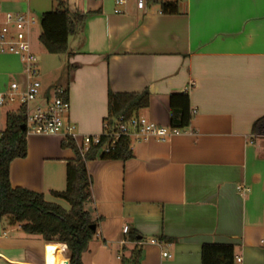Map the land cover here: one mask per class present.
<instances>
[{"label": "crops", "instance_id": "1", "mask_svg": "<svg viewBox=\"0 0 264 264\" xmlns=\"http://www.w3.org/2000/svg\"><path fill=\"white\" fill-rule=\"evenodd\" d=\"M66 2L85 18L68 37L66 53L42 46L37 69L43 91L67 90V119L79 133L102 132L109 91L146 89L148 106L137 115L160 126H169L172 93H187L190 114L195 111L179 134L130 138V159L86 162L96 232L82 264H122L133 249L139 264H201L204 243L231 244L236 264H264V137L251 133L264 116V0H177L175 14L160 13L148 0L143 8L126 0L120 13L114 0ZM29 8V0L2 5ZM24 80L19 57L0 53V92ZM13 109L0 107V132ZM61 141L26 135V156L10 162L9 182L64 209L68 203L51 192L65 189L75 153ZM238 185L250 190L242 194ZM66 262L64 244L0 220V264Z\"/></svg>", "mask_w": 264, "mask_h": 264}, {"label": "trees", "instance_id": "2", "mask_svg": "<svg viewBox=\"0 0 264 264\" xmlns=\"http://www.w3.org/2000/svg\"><path fill=\"white\" fill-rule=\"evenodd\" d=\"M160 7V13L175 14L177 0H148ZM85 18L78 11L70 12L66 0H57L56 8L41 13L40 34L38 40L49 54L67 52L68 37L75 27ZM149 92L144 89L137 93L108 92V113L104 124L110 128L115 119L122 115L126 119L137 115L138 110L146 108ZM169 126L184 129L189 125L191 114L188 95L185 92L172 93L169 96ZM25 117L19 109L17 113L6 114L4 128L0 132V220L9 218L19 223L23 233L35 236L46 242H58L65 245L68 252V264H82L81 255L88 249L95 230L96 221L91 215V178L86 170V162L96 158L125 161L133 157L129 139L121 137L109 153L101 152L105 138L98 145L90 146L82 157L71 140H62L61 147L71 148L75 157L66 164V187L63 191L51 194L69 205L65 210L58 204L48 202L43 195L29 189L12 188L9 182V164L15 158H23L27 153L26 135L22 131ZM104 129V128H103ZM254 137H264V116L257 118L251 126ZM131 242L137 241L135 232L128 236ZM140 252L133 249L128 258H122V264H139ZM201 264H236L233 246L225 243H204L200 248Z\"/></svg>", "mask_w": 264, "mask_h": 264}, {"label": "built area", "instance_id": "3", "mask_svg": "<svg viewBox=\"0 0 264 264\" xmlns=\"http://www.w3.org/2000/svg\"><path fill=\"white\" fill-rule=\"evenodd\" d=\"M12 0H0V53H10L19 57L23 65L25 80L22 84L13 81L0 92V107L15 108L11 112L17 113L20 109L25 117L22 131L25 135H57L62 140H71L83 157L90 146L98 145L101 138L105 142L101 146V152L109 153L115 146V142L126 137L135 140L155 138L164 140L167 137L179 134L183 129L170 126H160L148 120L144 116L134 115L128 119L118 116L113 125L108 128L103 125L99 134H81L74 123L67 119L69 101L67 90L62 86H53L43 91L39 71L37 69L39 58L31 49L29 39L30 28L35 24L36 17L28 11H7L2 5ZM126 0H114V11L120 13V7ZM138 7L143 8L146 0H138ZM73 8V7H72ZM69 11L74 12V8ZM195 111H191V114ZM236 189L244 194L250 189L247 186L238 185ZM122 233H128V226L124 225ZM152 243H157L155 239ZM163 256H168L166 252ZM240 261V258H236Z\"/></svg>", "mask_w": 264, "mask_h": 264}, {"label": "rangeland", "instance_id": "4", "mask_svg": "<svg viewBox=\"0 0 264 264\" xmlns=\"http://www.w3.org/2000/svg\"><path fill=\"white\" fill-rule=\"evenodd\" d=\"M14 1H17V0H14ZM56 3H57V0H29V4H30L29 11L37 19L35 24L30 28L29 38H30V42L33 44L35 55L37 57H38V55H41L43 52L42 45L40 44V42L38 40V36L40 34V31H41V29H40V16L42 13V9L44 7L46 8V10L47 9L48 10L55 9ZM135 3L137 4L138 0H135ZM71 7H73V6H70V8ZM39 77H40V75H39ZM68 208H69V206L66 203H64V209H68Z\"/></svg>", "mask_w": 264, "mask_h": 264}, {"label": "water", "instance_id": "5", "mask_svg": "<svg viewBox=\"0 0 264 264\" xmlns=\"http://www.w3.org/2000/svg\"><path fill=\"white\" fill-rule=\"evenodd\" d=\"M91 229L95 230L96 229V226L94 224H92L91 226ZM65 264H68V262H66Z\"/></svg>", "mask_w": 264, "mask_h": 264}]
</instances>
